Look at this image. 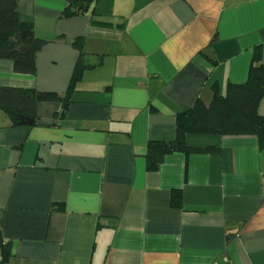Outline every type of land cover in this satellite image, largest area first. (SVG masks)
Returning a JSON list of instances; mask_svg holds the SVG:
<instances>
[{
	"label": "crops",
	"instance_id": "obj_1",
	"mask_svg": "<svg viewBox=\"0 0 264 264\" xmlns=\"http://www.w3.org/2000/svg\"><path fill=\"white\" fill-rule=\"evenodd\" d=\"M66 5L17 0L44 44L33 74L0 59V86L61 95L79 54L91 66L63 110L39 101L34 123L13 125L0 109V264H264L255 136L187 134L218 151L145 160L178 113L264 63V0H97L68 17Z\"/></svg>",
	"mask_w": 264,
	"mask_h": 264
},
{
	"label": "trees",
	"instance_id": "obj_2",
	"mask_svg": "<svg viewBox=\"0 0 264 264\" xmlns=\"http://www.w3.org/2000/svg\"><path fill=\"white\" fill-rule=\"evenodd\" d=\"M66 1L63 15L68 17L86 12L97 0ZM43 44L44 40L35 36L31 23L23 20L19 14L17 0H0V59L11 60L13 70L17 73L33 74L35 56ZM73 45L80 50L78 39L73 41ZM89 67L79 54L67 92L63 95L16 86H0V109L13 125L24 119L34 123L39 101H59L63 110L70 101L74 84L82 71ZM262 97L264 63L255 55L243 83H228L224 93L214 92L209 103L198 100L192 107L178 113L172 139L148 141L145 151L147 169L156 170L165 156L173 152L188 154L218 151L216 147L188 146L185 140L187 134L252 135L257 138L260 147L264 146V115L258 111ZM180 204V192L173 191L171 205L179 207ZM1 247H4L2 260L5 261L9 255V245Z\"/></svg>",
	"mask_w": 264,
	"mask_h": 264
},
{
	"label": "water",
	"instance_id": "obj_3",
	"mask_svg": "<svg viewBox=\"0 0 264 264\" xmlns=\"http://www.w3.org/2000/svg\"><path fill=\"white\" fill-rule=\"evenodd\" d=\"M31 123H32V121L31 120H27V119L21 120L19 122V124H23V125H27V124H31Z\"/></svg>",
	"mask_w": 264,
	"mask_h": 264
}]
</instances>
